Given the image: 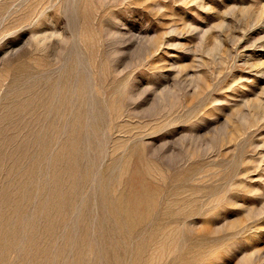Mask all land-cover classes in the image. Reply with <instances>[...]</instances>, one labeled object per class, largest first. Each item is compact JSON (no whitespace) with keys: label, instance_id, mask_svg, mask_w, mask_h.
Listing matches in <instances>:
<instances>
[{"label":"rangeland","instance_id":"374dc122","mask_svg":"<svg viewBox=\"0 0 264 264\" xmlns=\"http://www.w3.org/2000/svg\"><path fill=\"white\" fill-rule=\"evenodd\" d=\"M0 264H264V0H0Z\"/></svg>","mask_w":264,"mask_h":264},{"label":"bare ground","instance_id":"6f19581e","mask_svg":"<svg viewBox=\"0 0 264 264\" xmlns=\"http://www.w3.org/2000/svg\"><path fill=\"white\" fill-rule=\"evenodd\" d=\"M89 92V91H88ZM92 97V96H91ZM91 102H92V100H91ZM90 107V106H89ZM88 107V108H89ZM90 109V108H89ZM90 112V111H89ZM121 112V111H120ZM118 115V114H117ZM121 115V114H120ZM88 120V119H87ZM77 127V126H76ZM75 130V129H74ZM139 195V194H138ZM130 217H131V215H130ZM163 245V244H162ZM158 249V248H157ZM161 249V248H160ZM158 253H160V252H158ZM162 255V254H161Z\"/></svg>","mask_w":264,"mask_h":264}]
</instances>
